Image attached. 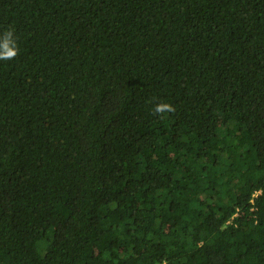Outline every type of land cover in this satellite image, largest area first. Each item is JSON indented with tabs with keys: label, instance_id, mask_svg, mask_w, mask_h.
<instances>
[{
	"label": "trees",
	"instance_id": "trees-1",
	"mask_svg": "<svg viewBox=\"0 0 264 264\" xmlns=\"http://www.w3.org/2000/svg\"><path fill=\"white\" fill-rule=\"evenodd\" d=\"M9 29L0 264H264V0H0Z\"/></svg>",
	"mask_w": 264,
	"mask_h": 264
},
{
	"label": "clouds",
	"instance_id": "clouds-1",
	"mask_svg": "<svg viewBox=\"0 0 264 264\" xmlns=\"http://www.w3.org/2000/svg\"><path fill=\"white\" fill-rule=\"evenodd\" d=\"M16 39L13 35V30H7L0 37V60H11L18 55ZM175 112V107L170 103L161 102L154 106V114H165Z\"/></svg>",
	"mask_w": 264,
	"mask_h": 264
}]
</instances>
